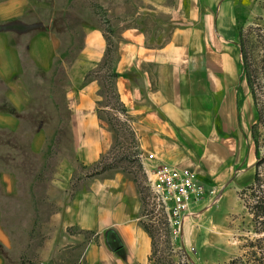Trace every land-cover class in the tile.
I'll use <instances>...</instances> for the list:
<instances>
[{
	"label": "crops",
	"instance_id": "crops-1",
	"mask_svg": "<svg viewBox=\"0 0 264 264\" xmlns=\"http://www.w3.org/2000/svg\"><path fill=\"white\" fill-rule=\"evenodd\" d=\"M30 1L0 0V264H21L19 223L12 216L22 192L19 178L29 177L32 186L40 176L49 190L45 201L55 202L51 206L55 211L40 225L45 256H61L82 245L84 233L92 238L76 264H150L152 239L142 226L141 199L128 176L119 172L96 176L84 191H72L70 186L77 163H97L113 144L112 132L97 115L100 82L86 80L104 63L103 36L97 29L89 30L69 68L62 95L65 120L47 82L59 65L57 40L46 29L33 35L19 23ZM196 1L198 10L189 14V0H175L173 13L183 23L175 24L171 18L164 43L147 46L141 32L127 29L110 68L119 102L139 130L141 148L171 166L188 169L206 155L202 146L224 153L241 133L236 106L241 71H235V48L230 47L235 46L230 39L233 30L222 25L229 10L220 3L213 7L210 25ZM61 128L67 129L70 154L57 151L49 168L50 130ZM34 156L46 162L34 168ZM224 161L214 167L227 178L230 171ZM29 196L24 207L33 211L35 199L32 193ZM32 216L20 230L26 242L35 230Z\"/></svg>",
	"mask_w": 264,
	"mask_h": 264
},
{
	"label": "rangeland",
	"instance_id": "rangeland-1",
	"mask_svg": "<svg viewBox=\"0 0 264 264\" xmlns=\"http://www.w3.org/2000/svg\"><path fill=\"white\" fill-rule=\"evenodd\" d=\"M160 2L163 6H159ZM198 3L204 16H209L210 25L213 7L220 3L222 8L226 6L229 10L222 25L227 30H233L230 39L235 42V46L230 47L235 48V71H241V81L236 89V106L241 113V133H238V142L231 147L227 146L229 150L224 153L220 150L215 152L211 145L202 146L203 154L206 155L201 162L196 160L198 165L189 170L202 187L203 195L198 202L190 205L181 219L177 234H174L173 227L168 224L166 214L156 210L150 193V173L158 162L163 161L154 152L141 148L137 135L139 130L135 129L119 102L115 90V75L110 70L117 60L123 33L127 29L141 32L145 45L152 47L166 41L171 29V18L175 17V24L183 23L177 19L176 12L173 13L175 0H31L28 2L26 16L19 23L26 24L33 35L46 29L57 40L59 65H56L55 72L47 82L54 89L51 91L56 92L53 100H58L59 115L65 120L68 115L62 95L67 85V73L84 47L87 32L99 30L106 44L104 63L93 74L87 75L86 80L95 78L100 82L101 98L97 103V115L112 132L113 144L97 163L90 166L76 164L70 182L71 190L84 191L89 180L107 173L119 172L128 176L138 189L142 203L140 220L152 239L150 264H228L232 260H238L237 264H254L251 252H259L260 248L262 252L256 257L262 256L264 232H259L261 227L253 223L239 194L251 184L255 171L252 125L257 124L260 140L264 136V0H198ZM196 4V0H189V14L198 10ZM239 31L243 40L248 42V74L251 75L253 94L243 76ZM259 112L263 116L261 122L258 119ZM50 133L51 146L47 158L49 168L54 163L53 157L57 151L63 149L61 152L66 153V156L70 154L67 129H51ZM207 150L213 153L215 159L209 158L211 153L207 157ZM150 154L154 155L156 161L146 159ZM259 156L264 157V150L260 151ZM217 161L218 167L223 161L228 166L230 174L227 178L218 174V167H214ZM42 162L46 161H41L40 156H34V168L41 167ZM261 172L264 176V165ZM19 179L23 182L20 188L22 192H19V206L12 216L19 223L18 251L21 264H76L85 243L92 236L81 233L84 239L82 245L70 248L61 256H45V242L40 225L42 218H47V215L55 211L51 207L55 202L52 199H49V204L45 201L49 191L45 185V177H38V182L34 181L32 186L29 177ZM50 191H55L52 185ZM29 193L35 199L33 211L24 207L29 204ZM6 202L4 203L8 207V201ZM32 213L35 230L31 233V240L26 242L23 239L25 235L20 230L32 219Z\"/></svg>",
	"mask_w": 264,
	"mask_h": 264
},
{
	"label": "built area",
	"instance_id": "built-area-1",
	"mask_svg": "<svg viewBox=\"0 0 264 264\" xmlns=\"http://www.w3.org/2000/svg\"><path fill=\"white\" fill-rule=\"evenodd\" d=\"M146 159L156 161L152 154ZM149 187L156 210L166 214L168 224L173 227L174 234H177L181 219L190 205L198 202L203 195V189L196 182L195 175L187 168H176L158 162L150 173Z\"/></svg>",
	"mask_w": 264,
	"mask_h": 264
},
{
	"label": "trees",
	"instance_id": "trees-1",
	"mask_svg": "<svg viewBox=\"0 0 264 264\" xmlns=\"http://www.w3.org/2000/svg\"><path fill=\"white\" fill-rule=\"evenodd\" d=\"M241 31L238 34V40L240 45V55L243 64V76L245 77L248 87L252 92V81L250 79L251 75L248 74V59H247V46L248 42L244 41L241 37ZM259 121H263V116L258 113ZM257 124H253L251 127V138L255 149L256 163H255V171L253 175V180L250 185L246 186L239 194L241 200L243 201V205L247 212L251 214L253 218V223L258 224L261 228L259 232H264V176L261 172L262 166L264 165V157L260 158V151L264 150V136L262 140H260V135L257 130ZM245 195L247 198L245 199ZM145 231L149 234L148 229L145 225H143ZM150 235V234H149ZM151 237V236H150ZM262 250L259 248V252L253 251L251 252V256L254 257V264H264V252L262 253L263 258L256 256L261 253ZM151 260V258H150ZM238 260H232L228 264H237Z\"/></svg>",
	"mask_w": 264,
	"mask_h": 264
}]
</instances>
